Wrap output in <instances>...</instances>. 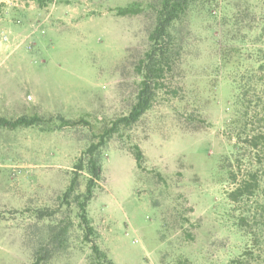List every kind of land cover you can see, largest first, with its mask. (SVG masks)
Returning <instances> with one entry per match:
<instances>
[{
    "label": "rangeland",
    "instance_id": "obj_1",
    "mask_svg": "<svg viewBox=\"0 0 264 264\" xmlns=\"http://www.w3.org/2000/svg\"><path fill=\"white\" fill-rule=\"evenodd\" d=\"M159 7L0 0V117L39 118L0 126V264H108L93 244L114 264H227L251 244L222 163L236 151L235 80L264 56V0H196L171 28L152 107L122 124Z\"/></svg>",
    "mask_w": 264,
    "mask_h": 264
},
{
    "label": "trees",
    "instance_id": "obj_2",
    "mask_svg": "<svg viewBox=\"0 0 264 264\" xmlns=\"http://www.w3.org/2000/svg\"><path fill=\"white\" fill-rule=\"evenodd\" d=\"M35 1L41 3L43 0ZM195 2L196 0H160L156 23L149 35L151 46L140 64L142 82L138 100L129 115L121 117L119 123L136 122L152 107L155 96L153 85L161 80L167 67L166 59L170 53L167 39L171 37V28ZM130 12L132 8L121 9L123 14ZM260 52H256L257 66L249 67L235 80L238 91L234 106L237 109L235 119L231 123L237 131L236 151L232 158H225L222 163L228 169L229 180L233 185L227 196L235 206H238L240 210L238 224L248 230L251 244L239 258L227 264H250L252 257L256 255L259 257L264 251L262 227L264 225V56ZM37 121H39L38 117L22 116L13 120L0 117V126L14 129L34 125ZM116 124L106 131L107 136L115 132ZM95 147V145L92 146V148ZM134 153L138 166H141L142 150L136 146ZM90 171L93 176L89 180L85 200L79 203L86 231L85 237L94 231L87 215V201L92 198L95 179L101 178L102 172L101 165L95 159L91 160ZM73 189L72 185L68 193H71ZM92 250L98 257L108 260V264H114L97 244H93Z\"/></svg>",
    "mask_w": 264,
    "mask_h": 264
}]
</instances>
